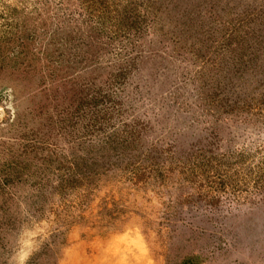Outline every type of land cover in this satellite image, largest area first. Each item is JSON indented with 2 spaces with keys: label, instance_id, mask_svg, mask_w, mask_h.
<instances>
[{
  "label": "rangeland",
  "instance_id": "374dc122",
  "mask_svg": "<svg viewBox=\"0 0 264 264\" xmlns=\"http://www.w3.org/2000/svg\"><path fill=\"white\" fill-rule=\"evenodd\" d=\"M62 1L0 0V264H264V0H213L184 29V6L163 0L144 51L126 58L135 69L105 90L101 129L85 138L90 116L65 128L66 114L87 77L109 88L127 42L90 29L82 0ZM249 10L254 21H240L258 59L243 71L234 45L212 42ZM46 48L52 66L63 63L52 78ZM74 52L81 62L69 68ZM238 97L246 111H231ZM134 126L136 146L82 182V157L101 158L110 136Z\"/></svg>",
  "mask_w": 264,
  "mask_h": 264
},
{
  "label": "trees",
  "instance_id": "16d2710c",
  "mask_svg": "<svg viewBox=\"0 0 264 264\" xmlns=\"http://www.w3.org/2000/svg\"><path fill=\"white\" fill-rule=\"evenodd\" d=\"M48 1V0H47ZM112 0H82V7L86 10V12H88L89 18H95V26L94 25L90 28L92 30H94L95 32L101 33L102 35L104 33L109 32L110 35L114 36V38H121L123 39V41L127 42L125 45H123V47L121 48V51H119L118 53H116L117 56L120 55L119 59L121 60L118 64V72L116 70V73H110V76L108 80L104 81V83H110L108 85L109 88H107V86H95L94 83H91L93 80V77L89 76L87 77L90 83L87 84H83L82 83V88L81 91L79 90L76 93H78L79 96H77V94L74 96L76 97L74 102H76L75 107L72 111L67 112L66 116H68L69 118L64 119L65 123L68 122V124L64 125V127L66 128L67 126H71V127H75L78 123L79 120L82 118L84 119L87 116H90V118L88 120H90L86 125L83 127V132H82V137H86L87 133L90 131L89 127H92L93 131L95 128L97 129H101V126L103 124L102 118L99 117V115L101 113H103L106 109V107H108L109 103L111 102L112 99V94H109V92H106L105 90H110V88H114L115 87H121L122 85H124L125 83V79L127 77V75H129L136 67V62L135 60L131 59V62L126 61V58L129 57V55L133 52V51H138V53H141L142 50L141 47H137L138 44H141V39L143 37V34L146 32V30L148 29L149 26L153 25V23H155V21L153 20V16L157 17L158 16V12L161 10V6L163 5V0L160 1H156V0H128V3H126L122 9H118L119 7L116 5V15H112V10H110L108 8V4L109 2ZM213 0H176L175 2V10H179L181 11L180 8H178L180 5L183 7L184 6V15H185V20L183 22V29L185 28L187 21L188 20H194V18L196 19V16H193V11L197 10V13H202L201 12V7L205 6V4H208L210 2H212ZM64 2L61 0L60 4H63ZM226 4L229 5L228 0L226 1ZM225 4V5H226ZM215 4H212L211 7H214ZM173 8V9H174ZM236 9H238L237 7H234ZM231 8V12L234 11ZM254 9V8H253ZM199 10V11H198ZM230 11V10H229ZM217 12V11H216ZM215 12V14H216ZM237 12V10H236ZM235 12V13H236ZM246 13H244L243 15L239 16L238 19H234L236 20V23H238L239 25H233L231 32L229 33L228 36V30L227 29L226 33L224 35H221L220 38H218L216 40V37L214 38V41L212 42L213 45L214 43H218L217 47L218 48H222V47H231L232 45V51H237L236 53L239 57V62L241 63L239 68H242L243 71L245 69V67L247 66V64L249 63V61L251 62H255L258 59L257 56V50L253 49L254 52H252L254 55V57L251 58V54L249 53V50L251 49V47L253 46V42H251L250 37L246 38V35L248 34L247 31L242 30L243 29V25L244 22L240 21V20H244V21H249L248 23H251V21H254L253 18V10H249V11H245ZM219 14V13H218ZM106 17H110L116 18V29H114L113 25H108L105 21ZM87 20H91V19H87ZM235 23V24H236ZM246 26H248L247 22L245 23ZM192 26V25H191ZM235 26V27H234ZM251 32H255V29ZM249 32V33H251ZM201 33V32H199ZM196 34V33H195ZM244 34V35H243ZM30 36L32 34H29ZM200 35V34H199ZM28 36V35H27ZM112 38V37H111ZM29 40H31L29 37L27 38ZM208 40V39H207ZM259 40V39H258ZM81 41V40H80ZM28 41H25L24 38H20V44L19 46H23L26 47V43ZM79 43V42H78ZM259 41L257 42V46H259ZM81 45V42L79 43ZM79 46L78 44L76 45V47ZM256 46V47H257ZM138 48V49H136ZM251 49V50H252ZM258 49V47H257ZM24 52V51H23ZM23 52H18V55L16 54V60L19 59H24L22 53ZM40 52H43L44 54H46V58H49L51 61V63L46 64L47 69H50V67L53 65V61L51 60L53 58V53L49 52V50L46 49H42ZM65 50H63V52L60 53V55L58 57L63 56V54H65ZM35 55V54H34ZM78 57L79 54L78 52H74V57L69 59L68 63V67L71 68H75L78 66V64L81 61H78ZM93 57V56H92ZM84 60V58H82ZM87 59H91L93 60V58H87ZM71 60H74L72 62H70ZM82 60V61H83ZM85 61V60H84ZM124 62H128V64H123ZM17 61H14L13 63H10V68L11 71L17 70ZM84 62H82L83 64ZM62 65L63 63H61V65L59 66L58 63H56L54 66V68H52V70H50V72H48L49 77H54L57 76L58 74H62ZM88 65V64H87ZM99 65V64H98ZM238 65V64H237ZM8 65L5 64H1L0 69L4 70L7 69ZM65 66V65H64ZM59 67V68H58ZM87 66L84 65L82 67V70L84 68H86ZM237 67V66H236ZM238 70V69H237ZM70 71V70H69ZM71 73H73L72 71H70ZM76 73V72H75ZM112 74V75H111ZM83 80L85 81V76H82ZM240 97V96H239ZM239 97L235 99L234 104L230 105L231 111L234 109V107H239L238 104L242 105L244 107V111H246V107L249 106L250 104H248V102L242 101L243 103H241V100H239ZM241 98V97H240ZM113 104V103H112ZM237 105V106H236ZM98 126V127H97ZM136 126L133 127V129L130 132H127V134L125 135V133L119 131L117 133H115V135H112L108 138V141L106 142L105 146H102L101 152H102V156L101 158H93L92 160L89 157H82V182H84V180L86 179V177H90L91 175L85 176L84 173L87 171L89 173L92 174V176L94 177V173L98 174L100 173V169H106L110 166H116L117 164V160H120V158H123L126 156V152L125 150L127 149H132L133 147H135V143L139 141L140 139V132L135 129ZM215 143H213L212 146H214ZM106 147H108V149H106ZM110 150V151H109ZM92 152V151H91ZM114 153V155H117V160L115 162H111V157L112 154ZM150 153H152L150 151ZM142 153L140 152V154H136L135 156L132 155V157L130 159L131 163H128V167H138V164L140 162V157H141ZM234 154H229V157H232ZM156 159H158V157H156ZM157 161V160H156ZM236 163H241V161H235ZM135 163V164H134ZM156 164H159V162H155ZM234 163V162H233ZM76 166L79 167V165ZM86 169V170H85ZM85 171V172H84ZM226 172L221 171V173H219V176H225V179L230 177L231 175V169H225ZM97 172V173H96Z\"/></svg>",
  "mask_w": 264,
  "mask_h": 264
}]
</instances>
